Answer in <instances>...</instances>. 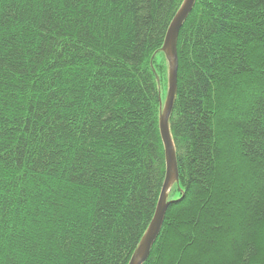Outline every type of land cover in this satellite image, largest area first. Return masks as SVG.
Masks as SVG:
<instances>
[{"label": "trees", "instance_id": "1", "mask_svg": "<svg viewBox=\"0 0 264 264\" xmlns=\"http://www.w3.org/2000/svg\"><path fill=\"white\" fill-rule=\"evenodd\" d=\"M185 1L0 0V264L130 263ZM178 57L179 179L145 264H264V0H197Z\"/></svg>", "mask_w": 264, "mask_h": 264}, {"label": "water", "instance_id": "2", "mask_svg": "<svg viewBox=\"0 0 264 264\" xmlns=\"http://www.w3.org/2000/svg\"><path fill=\"white\" fill-rule=\"evenodd\" d=\"M197 0H186L174 21L172 22L167 33L166 41L162 51L165 53L169 63V90L166 103L162 108V115L160 118V131L161 137L165 148L166 156V179L162 189L161 197L159 200L158 208L155 217L142 239L136 253L132 257L129 264H145L150 257L151 250L157 241L162 230L164 219L170 205L168 201L169 192L173 185L179 179V169L176 157L174 141L170 130V117L173 110L175 96L178 87V70H179V57H178V40L181 29L187 22L191 15Z\"/></svg>", "mask_w": 264, "mask_h": 264}]
</instances>
